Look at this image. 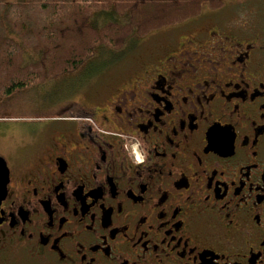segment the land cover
<instances>
[{"label": "flooded vegetation", "instance_id": "obj_1", "mask_svg": "<svg viewBox=\"0 0 264 264\" xmlns=\"http://www.w3.org/2000/svg\"><path fill=\"white\" fill-rule=\"evenodd\" d=\"M133 45L0 133V264H264V0Z\"/></svg>", "mask_w": 264, "mask_h": 264}, {"label": "trees", "instance_id": "obj_2", "mask_svg": "<svg viewBox=\"0 0 264 264\" xmlns=\"http://www.w3.org/2000/svg\"><path fill=\"white\" fill-rule=\"evenodd\" d=\"M224 0H0V97L71 75L97 50L117 51L218 9ZM104 17L97 24L98 17Z\"/></svg>", "mask_w": 264, "mask_h": 264}, {"label": "rangeland", "instance_id": "obj_3", "mask_svg": "<svg viewBox=\"0 0 264 264\" xmlns=\"http://www.w3.org/2000/svg\"><path fill=\"white\" fill-rule=\"evenodd\" d=\"M2 1L11 2L12 0ZM104 21L105 18L100 16L97 18L96 23L100 25ZM131 40H128L124 47L117 51L97 50L93 58L85 62L72 74H80L81 71L82 73H90L102 69H122L125 64V58L131 57L135 51L134 41ZM128 47H131L132 50L127 51ZM105 64L106 66L103 67ZM67 84L64 79L58 77L44 85L16 92L8 97H0V133H10V129L17 124L44 119L46 109L43 107L44 104H47L45 98L58 92L59 90L57 89L59 87ZM18 104L19 106L17 107ZM27 107H29V110H27ZM11 150H13L12 143L0 139V155H7Z\"/></svg>", "mask_w": 264, "mask_h": 264}, {"label": "water", "instance_id": "obj_4", "mask_svg": "<svg viewBox=\"0 0 264 264\" xmlns=\"http://www.w3.org/2000/svg\"><path fill=\"white\" fill-rule=\"evenodd\" d=\"M8 182V169L5 160L0 157V203L6 194V185Z\"/></svg>", "mask_w": 264, "mask_h": 264}]
</instances>
